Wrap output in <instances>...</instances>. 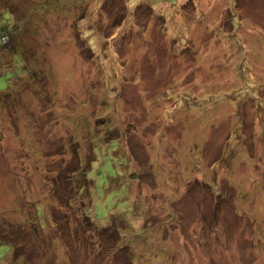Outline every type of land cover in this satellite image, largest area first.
Listing matches in <instances>:
<instances>
[{"label": "rangeland", "instance_id": "rangeland-1", "mask_svg": "<svg viewBox=\"0 0 264 264\" xmlns=\"http://www.w3.org/2000/svg\"><path fill=\"white\" fill-rule=\"evenodd\" d=\"M4 234L19 264H264V0H0Z\"/></svg>", "mask_w": 264, "mask_h": 264}, {"label": "trees", "instance_id": "trees-1", "mask_svg": "<svg viewBox=\"0 0 264 264\" xmlns=\"http://www.w3.org/2000/svg\"><path fill=\"white\" fill-rule=\"evenodd\" d=\"M76 158H77L76 153H75V152H72L68 159H67V158H61V160H60V162H59L58 164H53V163H51V166H61V168H62V167H63V166H62L63 163L65 164L66 162H69V161H75V163H76ZM75 170H76V165H75V168H74V169H72L70 172H68V173L66 174V176H67V181H70L69 176H70V174L73 173ZM48 172H53V173L55 174V179H57L58 176H61V174H60L59 172H54V171H52V170H48ZM53 180H54V179H53ZM53 180H52V182H55V181H53ZM58 180H59V179H58ZM51 187H53V186H51ZM72 199H73V194H72V198H70V200H66L64 206H65V207H71ZM36 203H37V202H35V204H36ZM29 204H30V203H29ZM59 206H60V207H63V206L60 205V204H59ZM51 212H52V211H51ZM52 214H53V215H52ZM60 215H61V218H60ZM62 215H63L64 217H66V218L62 217ZM49 216H50L51 220H54V223H55V226H56V227H58V228L62 227V222H63V223H66V224H65V226H63L62 228H66V229L72 228V229L74 230L73 227H74L75 225H72V224L70 225V224L68 223V218H67L65 212H62V211L59 212V209H55V210H53V212H52L51 214H49ZM62 218H63V219H62ZM59 219H60V221H59ZM18 227H19V226H18ZM56 227H55V228H56ZM21 229H22V228H21ZM56 230H57V229H56ZM74 232L76 233V229H75ZM76 238H77V236H76ZM74 240H76V239L74 238ZM0 242L11 244V250H12V252L10 253L9 257L7 258V259L9 260V264H19L21 259H22L23 261H25V260L27 259V257H26L22 252L19 251V249L21 248V247H20L21 245L17 244V242H15V241L10 240V239L6 236V234H4V238H3V237L0 238ZM92 242H93V241H92ZM73 247H74V246H73ZM97 247H98V246H97L96 244H94L92 248L96 250ZM93 249H92V251H94ZM67 251H68V249H67ZM72 262H73V264H74V262H76L77 264H82V263H78L77 260L74 261V259H72ZM54 263H55V262H54ZM87 263H88V261H87Z\"/></svg>", "mask_w": 264, "mask_h": 264}]
</instances>
